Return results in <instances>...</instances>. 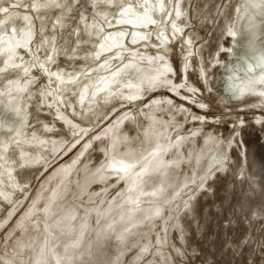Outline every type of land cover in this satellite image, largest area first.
Instances as JSON below:
<instances>
[{
	"label": "rangeland",
	"instance_id": "1",
	"mask_svg": "<svg viewBox=\"0 0 264 264\" xmlns=\"http://www.w3.org/2000/svg\"><path fill=\"white\" fill-rule=\"evenodd\" d=\"M242 2H0V264H264V95L221 86Z\"/></svg>",
	"mask_w": 264,
	"mask_h": 264
},
{
	"label": "bare ground",
	"instance_id": "2",
	"mask_svg": "<svg viewBox=\"0 0 264 264\" xmlns=\"http://www.w3.org/2000/svg\"><path fill=\"white\" fill-rule=\"evenodd\" d=\"M232 35V47L222 74L223 95L228 99L264 95V0H243ZM7 52L2 49L0 57ZM7 59L9 56L2 62L6 63ZM238 76H246L245 81L239 83Z\"/></svg>",
	"mask_w": 264,
	"mask_h": 264
},
{
	"label": "flooded vegetation",
	"instance_id": "3",
	"mask_svg": "<svg viewBox=\"0 0 264 264\" xmlns=\"http://www.w3.org/2000/svg\"><path fill=\"white\" fill-rule=\"evenodd\" d=\"M89 30H91V29H89ZM5 51H8V52L1 55L0 59L2 61L8 57L9 50L5 49ZM56 75L59 77L60 82L63 80L64 81H67V80L72 81L74 79L76 80L78 72H76V73H67L66 72V73H62V74L59 73ZM75 75H76V77H75ZM103 80H104V76L101 75V76H97V77L95 76V77H92V78H89V79L82 81V83H80L76 86L77 89L80 91L79 95L85 96L86 94H88L90 88H92L91 90L98 89V86L104 82ZM12 116H13V114L11 115L10 113H7V112L3 113L0 111V117L5 118L7 121H9V122H5V121H3V119H0V132L4 129L10 130V128H12L13 123L11 124V122H10V120L12 119ZM33 141H34V139H33ZM33 141L31 142V145L33 144ZM6 143H7V139L2 138L0 140V147L5 146Z\"/></svg>",
	"mask_w": 264,
	"mask_h": 264
}]
</instances>
